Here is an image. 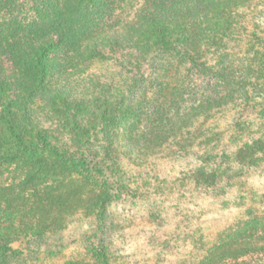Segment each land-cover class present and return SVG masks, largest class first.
Instances as JSON below:
<instances>
[{"label":"trees","instance_id":"obj_1","mask_svg":"<svg viewBox=\"0 0 264 264\" xmlns=\"http://www.w3.org/2000/svg\"><path fill=\"white\" fill-rule=\"evenodd\" d=\"M250 1L0 0V166L18 168L26 184L47 183L31 203L0 186V212L20 232L56 228L75 212L101 219L123 185L114 171L124 151L141 158L196 143L201 159L221 168L222 130L211 126L219 114L264 115L262 18L237 12ZM47 120H60L56 134L42 128ZM193 122L205 124L198 137ZM7 222L0 216V264H10ZM261 239L238 232L199 264L264 251Z\"/></svg>","mask_w":264,"mask_h":264},{"label":"rangeland","instance_id":"obj_2","mask_svg":"<svg viewBox=\"0 0 264 264\" xmlns=\"http://www.w3.org/2000/svg\"><path fill=\"white\" fill-rule=\"evenodd\" d=\"M262 8L264 0H251L237 12L244 20L262 18L264 27L259 11ZM109 65L115 71L119 68L114 61ZM90 69L97 73L103 70L101 62ZM234 110H224L218 122L211 125L222 130V138L215 141L221 168L208 166L201 159L203 148L196 143L187 152L168 155L159 152L140 158L124 151L114 171L123 185L113 193L101 219L75 212L56 228L31 225L28 231L20 232L10 213L0 212L14 234L7 249L10 264H199L219 240L226 244L238 232L263 236L264 115L255 108L256 116L240 122L248 114ZM235 114L240 121L227 119ZM260 115L262 120L257 118ZM42 122V128L58 132L54 122L60 120ZM192 124L197 128L192 130L193 137H198L199 127L205 124ZM255 144L261 147L259 151L254 149ZM200 171L205 177L197 174ZM44 184H26L18 168L0 166V186L22 202L31 203ZM16 219L21 220L18 216ZM2 234H9L8 230ZM261 242L264 239L258 244ZM262 250L238 259L227 258L223 264H264Z\"/></svg>","mask_w":264,"mask_h":264}]
</instances>
